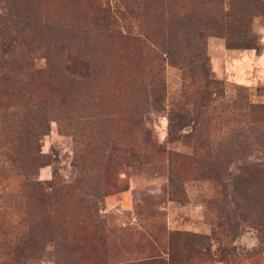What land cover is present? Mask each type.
Returning <instances> with one entry per match:
<instances>
[{
  "label": "rangeland",
  "instance_id": "obj_1",
  "mask_svg": "<svg viewBox=\"0 0 264 264\" xmlns=\"http://www.w3.org/2000/svg\"><path fill=\"white\" fill-rule=\"evenodd\" d=\"M250 1L0 0V264H264Z\"/></svg>",
  "mask_w": 264,
  "mask_h": 264
},
{
  "label": "trees",
  "instance_id": "obj_2",
  "mask_svg": "<svg viewBox=\"0 0 264 264\" xmlns=\"http://www.w3.org/2000/svg\"><path fill=\"white\" fill-rule=\"evenodd\" d=\"M219 1V0H216ZM248 0H242V2H247ZM254 1V0H252ZM232 5H234V2L232 3ZM263 5L264 3L262 2V0H258L257 3L255 2H248L247 6L241 8L240 11H234V13H241L244 17L243 19V25L244 23H246V27L244 30L239 29L236 31V27L232 28L230 27V25H227L226 28L229 29L228 32H230V37H228V44L229 46H235L234 44H231L232 39L235 38V36H238V33H244L245 35H243V38L245 39V41H249L252 39V32H250V26L248 23H250V18L252 16L258 15L260 12H263ZM249 20V21H248ZM217 27L221 28V25L219 23L216 24ZM225 28V27H222ZM249 28V29H248ZM252 30V29H251ZM247 33V34H246ZM239 37V36H238ZM237 38V37H236ZM49 57V55H48ZM78 60V59H76ZM249 107H251L253 109V111H257V112H264V103L262 104H249ZM254 135V140L251 139L252 135H248V133H239L237 135L236 140L234 141V143L231 141V144L233 143V149L230 150L228 152V156H232L233 154H246V152L248 153L249 150H251L253 148V145L255 142H257V145L261 147V150L263 151L264 154V119L262 121V128L257 129V130H253L252 131ZM255 141V142H253ZM237 152V153H236ZM251 165L250 167H247V169L250 168L249 174L248 175L246 173V175L244 176H240V178H238L239 184L240 186L238 187L239 191H240V195L239 196V205L238 208H240V210H242V208L244 206H247L250 203V197L252 195V193H260V201H255L256 203H258V205L260 206V208L263 209L264 211V164L258 165L257 163H252L250 162ZM247 172V171H246ZM247 211H250V209H246ZM55 233H51V239L52 240L53 236ZM193 237H198L197 235L193 236ZM182 238V235L180 236V233L178 234H170V239H169V244H172L173 246V242L176 240V243L179 242ZM201 240L204 239H208L210 238L208 235H204V236H199L198 237ZM171 249V247H170ZM75 252V251H74ZM170 256H173V253L169 252ZM166 262L164 260H158L157 258L154 259H148V260H142V261H133V262H129L127 264H165Z\"/></svg>",
  "mask_w": 264,
  "mask_h": 264
}]
</instances>
